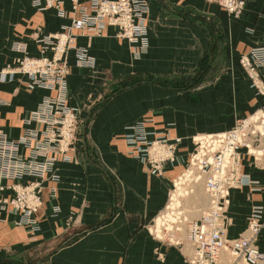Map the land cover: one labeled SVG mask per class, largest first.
Wrapping results in <instances>:
<instances>
[{"label":"crops","instance_id":"1","mask_svg":"<svg viewBox=\"0 0 264 264\" xmlns=\"http://www.w3.org/2000/svg\"><path fill=\"white\" fill-rule=\"evenodd\" d=\"M149 1V47L141 56L116 35L115 27L78 37L95 58L94 66L78 65L70 51L68 103L83 121L73 158L60 155L56 162L57 193L51 196L45 189L39 229L20 223L18 212L0 211V264H189L192 250L159 237L155 224L165 211L173 218L184 195L197 191L199 180L206 190L190 162L195 137L229 129L238 116L261 104L239 58L264 42V0L249 1L238 17L218 0ZM69 21L70 14L37 9L31 0H0V68L23 55L13 42L22 41L30 53L39 54L35 36ZM24 78L0 72V129L11 137L22 135L30 111L55 93L29 89ZM138 119L182 137L177 160L163 174L151 173L127 152L125 125ZM191 168L196 172L192 177ZM241 169L252 181L234 187L223 206L229 239L247 232L252 204L264 206V151L243 148ZM54 204L60 206L57 215ZM258 244L264 250V229ZM221 259L222 264L234 260L223 252Z\"/></svg>","mask_w":264,"mask_h":264},{"label":"built area","instance_id":"2","mask_svg":"<svg viewBox=\"0 0 264 264\" xmlns=\"http://www.w3.org/2000/svg\"><path fill=\"white\" fill-rule=\"evenodd\" d=\"M218 1L230 15L238 17L252 0ZM31 2L40 10L55 8L61 17L70 14V21L62 23L59 30L35 36L41 45L39 54L30 53L26 43L15 41L13 49L22 51L23 55L0 68L4 77L23 74L22 81L29 89L45 87L55 91L45 95L30 111L25 118L28 127L22 135L11 137L0 129V211L18 212L20 223L39 229L38 212L45 202V189H49L51 196L57 193L60 175L55 169L56 162L60 155L68 161L73 158L81 129L78 109L68 103L70 51H75L78 65L94 66L95 58L87 46L78 44V37L101 35L108 27H115L116 35L133 45L135 56H141L149 47L151 6L149 0ZM239 62L251 87L261 97V104L238 116L231 128L195 137L197 148L190 155V162L204 179L210 205L187 225V237L195 245L189 264H222L224 249L234 259L230 264H237L239 260L246 264H264V250L258 244L264 229V206L252 204L247 232L234 239L227 237L223 221V206L230 202L232 189L252 181L241 169L242 149L251 153L264 151V42L242 53ZM32 122L36 124L30 125ZM125 128L128 154L147 164L151 173L163 174L166 166L177 160L182 137L171 136L164 129L149 128L144 119L130 122ZM45 181L51 182L49 187ZM59 211V204H54L53 214ZM174 238L168 237L170 241L182 243Z\"/></svg>","mask_w":264,"mask_h":264},{"label":"rangeland","instance_id":"3","mask_svg":"<svg viewBox=\"0 0 264 264\" xmlns=\"http://www.w3.org/2000/svg\"><path fill=\"white\" fill-rule=\"evenodd\" d=\"M199 71L197 70L194 73H190V76L188 77L190 79H195V77L198 75ZM193 75V76H191ZM83 121H81L82 124ZM246 149V148H245ZM263 152V151H261ZM194 168V167H193ZM191 168V177L194 175L195 168ZM198 173V172H197ZM189 177V179L191 178ZM198 178H200V175L198 173L197 175ZM186 180V178H185ZM184 180V181H185ZM200 183H198V188L197 191L192 193L185 194L182 200V205L181 208L183 211L179 212V208L176 210V212L173 214V219L167 217V221H165L166 217H164V214H167L166 211L161 214L163 221H157L156 229H157V234L159 237H162L164 239H168V235L172 236V238H179L180 241L186 246V248H189L192 250V254L195 251V245L190 241L187 237L186 229L189 221L191 219H198L207 205V199H208V194L206 193V190L204 189V186L202 184V180H199ZM200 186V187H199ZM193 190V188H192ZM187 191L189 192V188H187ZM199 208V210H198ZM206 209V208H205ZM159 216V217H161ZM199 216V217H198ZM158 217V218H159ZM197 217V218H196ZM157 218V219H158ZM171 226V227H170ZM176 226H178L177 229ZM180 226V227H179ZM177 229V230H176ZM156 231V230H155ZM166 231V232H164ZM167 235V236H165ZM175 238L173 240H175ZM169 240V239H168ZM226 254V258H230V252L227 249L223 250V255Z\"/></svg>","mask_w":264,"mask_h":264},{"label":"bare ground","instance_id":"4","mask_svg":"<svg viewBox=\"0 0 264 264\" xmlns=\"http://www.w3.org/2000/svg\"><path fill=\"white\" fill-rule=\"evenodd\" d=\"M192 164V163H191ZM192 165H194V164H192ZM195 166V165H194ZM196 167V166H195ZM196 169L198 170V168L196 167ZM198 173H199V175H200V172L198 171ZM200 178H202V176L200 175ZM178 194H181V192H177ZM177 193H175V194H177ZM176 195H173V197H175ZM173 204L174 205H176L177 204V202H173ZM176 209V208H175ZM174 214V213H173ZM172 214V215H173ZM165 215V214H164ZM161 216V215H160ZM164 217H166V219H165V221H167L168 219H167V217L168 218H170L171 217V214H166ZM171 219H173V218H171ZM163 221V219H162V216L161 217H159L158 219H157V221ZM156 225H157V223H156ZM171 227V226H170ZM164 232H166V231H164ZM170 236V235H169ZM170 237H172V236H170Z\"/></svg>","mask_w":264,"mask_h":264}]
</instances>
